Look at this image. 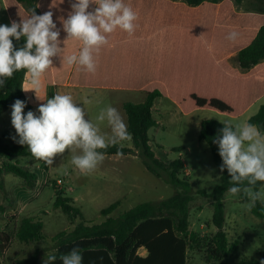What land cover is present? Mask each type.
Masks as SVG:
<instances>
[{
	"label": "trees",
	"instance_id": "16d2710c",
	"mask_svg": "<svg viewBox=\"0 0 264 264\" xmlns=\"http://www.w3.org/2000/svg\"><path fill=\"white\" fill-rule=\"evenodd\" d=\"M14 1L16 7L27 15L32 9H35L38 15L52 11L53 20L60 29L61 41L66 38L61 19L67 18L71 11L72 0H43L44 6L40 5V0ZM170 1L197 7L198 11L212 12L213 17L208 20L206 28L195 29L193 32L177 31L176 35L170 34L174 36L171 38L172 44L165 49L167 41L165 38L160 42L150 41L167 34H146L144 23L147 18L137 15L133 34L129 35L117 29L108 36V45L103 46L95 55L97 68L94 74L75 65L69 76L72 66L63 63L59 57L54 58L52 67L46 71L49 81L57 84H64L68 80L69 85L74 87L120 89L144 93L145 99L142 103L123 104L134 149L118 144L101 151L105 152V156L117 155L118 149L123 155H137L151 174L165 179L175 189V194L171 198L157 203L139 204L118 218L111 216L120 205V202H116L101 211V215L106 217L104 222L92 225L84 220L81 210L73 205V199L64 197L62 192H56L55 208L61 209L72 224H75L78 218H81V222L74 230L63 231L52 237V241L56 244L53 254L57 256L55 264H61L60 255L68 253L74 247L81 250L83 264H187L190 245H198L197 235L189 231L191 203L194 201V196L191 193L190 178L181 177L185 170L184 162L181 159L164 162L153 150L149 131L158 126L154 116L155 102L158 98L176 93V80L181 74L187 76L190 72L198 73L200 75L198 78L203 83L204 72L211 74L212 66L214 73L211 85L207 84V90H203L201 86L185 93L189 94L187 99L193 102L197 109L210 108L236 117L246 112L252 103L264 95V72L249 79L239 78L236 75L232 78L224 73L225 45L231 46L233 43L234 50L238 51L237 61L244 72L264 64V6L238 15L235 7L241 5L244 0ZM259 1L264 3V0ZM9 13L11 22L13 20L19 22L12 16L10 10ZM232 25H235L234 31L238 33L235 42L227 39L229 33L233 31ZM10 39L13 40L16 49L25 43L23 37L19 41L15 38ZM114 43L116 44L112 47ZM61 47H64L63 55L67 56L78 54L82 45L79 41L68 40ZM177 47L179 50L183 49V54L179 53L178 57L173 52ZM176 57L179 60L176 61ZM164 59H168V62ZM149 62L171 65L172 75L166 77L167 86L157 84L151 76L144 79L131 74H135L134 72L129 71L127 74L123 70L125 68L130 70L131 67L139 68ZM111 73L117 76H111ZM26 75L24 70L17 71L12 78L6 80L3 87H0V115L11 109L17 99L26 102L25 109H31L30 101L23 90ZM209 87L213 88L212 92L209 91ZM201 94L227 95L205 97ZM238 108L241 113L235 115ZM248 123L255 125L264 134V105L248 120ZM223 126L221 122L206 120L202 122L199 134L200 141H204L209 146L219 171L223 161L219 155L218 145L213 141L221 134ZM180 150L182 149H178ZM24 158L33 163L40 162L31 155L26 145L18 142L8 145L0 138V191L8 201L7 205L0 204L2 215L8 210L17 208L13 191L9 192L7 187L8 175L20 179L19 185L29 190H34L37 186V174L20 165L19 159ZM12 159L17 161L15 163L7 161ZM220 174L219 182L211 193L206 190H200L198 193L204 198L211 199L214 208L212 223L217 232L207 246V259L218 264H229L227 258L237 251L236 244L230 245L225 231L227 218L224 198L232 184L226 169L220 171ZM262 185L263 183L258 182L256 190L259 191ZM252 213L264 218V206L260 201H257L256 206L252 208ZM11 219L17 220L14 236L19 242L32 244L46 240L44 224L41 221L24 216L20 218L13 216ZM13 238L8 231L0 232V264L4 263V255ZM142 249L146 251V256L140 255ZM262 261L264 255L260 260H241L234 264H261ZM17 264H42L40 253L37 251L30 257L18 260Z\"/></svg>",
	"mask_w": 264,
	"mask_h": 264
},
{
	"label": "rangeland",
	"instance_id": "374dc122",
	"mask_svg": "<svg viewBox=\"0 0 264 264\" xmlns=\"http://www.w3.org/2000/svg\"><path fill=\"white\" fill-rule=\"evenodd\" d=\"M40 1V5L44 6L43 0ZM262 6H264V3L259 0H244L241 5L235 8L238 12L245 14ZM9 10L19 22L29 16L16 7L14 0H0V25H11ZM172 37L174 36L160 35L150 42L155 40L160 42L165 38L167 40L165 45H171ZM173 52L178 57L179 53L183 54V49L179 50L177 47ZM177 57L176 61L179 60ZM164 61L168 62V59H164ZM211 69V74L204 72L203 83L200 82L198 73L193 74L190 72L187 76L181 74L176 80V93L168 94V96L156 100L154 116L158 126L149 131L156 156L167 163L181 159L185 164V170L181 177L190 178L194 201L191 203L189 231L197 235L196 243L198 245H190L187 264H218L207 259V246L217 232L212 223L213 203L211 199L200 196L198 192L206 190L211 193L218 184L221 174L213 161L209 146L199 139L201 124L206 120L218 122L230 120L233 124L247 123L245 121L246 115L264 105V99H262L252 110L249 109L242 114H240L238 108L235 115H240L236 117L210 108L197 109L195 104L187 99L189 94L185 93L201 86L203 90H207V84L211 85L214 73L213 66ZM27 79L29 80V76H27ZM45 86L41 77L43 90ZM212 89L209 87V91L212 92ZM27 90L29 94H33L28 86ZM59 93L71 95L76 103L84 107L87 113L86 118L97 124L101 133L105 135H110L107 121L97 120L102 109L109 105L117 108L127 125V115L122 108V104L126 102L138 104L145 99V94L142 92L90 87L61 86ZM201 95L214 97L227 94ZM4 143L12 145L15 142L6 133ZM119 145L134 149L132 139L122 141ZM178 149L182 150L178 151ZM71 155V153H66L55 158L50 174L52 185L46 187L43 193L39 195L40 197L38 196V199L26 211V214L37 215L38 218L36 219L44 224L45 241L29 245L19 242L14 236L17 220L11 219L13 216L8 214L9 210L6 211L5 215L0 213V232L8 231L14 237L5 253L6 255H4L3 264H17L16 258H27L37 251H40L41 262L45 264L47 258L55 254L56 244L52 241V237L63 231L74 230L75 226L81 222V218H78L76 223L72 224L61 209L55 208L56 192H62L64 197L73 199V205L81 210L84 220L91 225L104 222L106 217L101 215V211L116 202H120V205L111 215L114 218L120 217L139 204L157 203L169 199L175 194V189L165 179L157 178L151 174L142 160L135 154L123 155L122 157L118 155L105 156L104 162L89 174L80 173L71 164ZM7 161L10 163L16 162L15 159ZM19 162L24 168H32L31 163L33 162L29 159H19ZM6 178L8 190L9 192L13 191L17 202L16 189L22 187L19 185L20 179L13 175H8ZM15 178L18 181H15ZM58 180H62L61 185L58 184ZM36 188L30 191H35ZM259 191L264 192V183ZM8 196L11 197L9 193ZM7 202L0 191V204L7 205ZM247 203L248 199L243 192L238 195H232L228 192L224 198L227 218L225 231L230 245L236 244L237 246V251L226 260L229 264L241 260H260L264 255V218L255 216L252 213V208L247 209L245 207ZM262 205L264 206V203ZM139 253L142 256L146 255V251L143 249Z\"/></svg>",
	"mask_w": 264,
	"mask_h": 264
},
{
	"label": "clouds",
	"instance_id": "9594fccd",
	"mask_svg": "<svg viewBox=\"0 0 264 264\" xmlns=\"http://www.w3.org/2000/svg\"><path fill=\"white\" fill-rule=\"evenodd\" d=\"M95 5L93 8L92 6ZM71 11L62 18L66 38L61 41L60 29L53 20V12L36 14L30 11L27 19L13 20L11 25H0V87L17 71L24 70L29 76L30 90L37 93L41 77L53 65L54 58H61L68 66L79 65L88 73H95V55L108 45V36L117 29L133 34L137 14L124 0H72ZM91 9V10H90ZM25 38V43L16 49L13 40ZM236 31L227 39L235 41ZM79 41L82 47L78 54L63 55L65 41ZM28 91V90H25ZM42 103L37 112L24 114L26 102L15 100L11 106V124L21 145H27L31 155L48 166L55 158L71 153V164L82 174L94 172L105 160L110 146L130 141L131 133L119 110L111 105L100 111L98 121H107L110 135L102 134L97 124L87 119V113L69 94L57 93ZM221 134L213 141L218 145L223 163L220 171L227 170L232 186V195L243 192L247 209L264 203V192L256 190L258 182L264 183V134L251 123L233 124L221 122ZM15 139V137L13 138ZM118 156L123 152L118 149ZM57 256L51 255L45 264H55ZM61 264H83V255L78 247L59 257ZM264 264V261L261 262Z\"/></svg>",
	"mask_w": 264,
	"mask_h": 264
},
{
	"label": "crops",
	"instance_id": "0c3cea01",
	"mask_svg": "<svg viewBox=\"0 0 264 264\" xmlns=\"http://www.w3.org/2000/svg\"><path fill=\"white\" fill-rule=\"evenodd\" d=\"M124 3L130 6L133 9V11L136 12L137 15L145 16V18H147V21H145L144 23L145 25L144 31L146 34H152V35H155V34L170 35V34H175L177 31L182 32L184 30H187L188 32L189 31L193 32V30L195 29L206 28L208 20L211 19V17H213L212 12L198 11L197 7L196 8L189 7L185 3L173 2L170 0H124ZM235 12L238 15L242 14L238 12L236 8H235ZM231 28L234 31L235 25H232ZM145 39L146 37H144V40ZM115 44L116 43H114L112 47H114ZM227 44H230V43H227ZM169 46L170 45H166L165 49H167ZM225 46H226L225 47L226 50H224V53H225L224 61L226 64L225 69H224L225 75H228L229 77H232V78H234L236 75L239 78L249 79L250 77L256 74H261L264 72V64L252 69L249 72H244L240 68L239 63L237 61L238 51L234 50L233 48L234 43L233 45L231 44V46L230 45H225ZM74 66L75 65L72 66L69 76H71ZM129 69L130 70L125 68L123 70L127 74H129V71L134 72L135 74L133 73L131 74L134 76L142 77L144 79L151 76L154 82H157V84H160L163 86H167L166 77H171L172 75L171 65H165L162 63L149 62V63L142 64L141 66H139V68L131 67ZM27 76L28 75H26L25 82L23 85V90H24L26 97L30 101V104L32 107L31 109H24L25 115L30 110L35 112L37 115H39V113L37 112V109L42 103L45 102L43 100L51 98L55 94L59 93V88H61V86L74 87V86L69 85L68 80L64 84H57L54 81L50 82L49 77L45 72L42 76L43 82L46 85L45 89L43 90V88L40 87L39 91L36 93L35 90H30L32 88V85L29 83ZM111 76H117V75L115 73H111ZM27 86H28V89L33 94H29L28 91H25L27 90ZM116 90L120 91V89H116ZM262 99H264V95L260 97L257 101L252 103L248 107L247 110L249 109L252 110L255 107V105L259 103L260 100ZM261 106L255 109V111H252L246 115L245 121L247 123H248V120L252 116L257 114ZM122 108H123V104H122ZM11 112H12V108L5 111L2 115H0V138L4 141L6 139V133H8L10 137L12 138L13 142H17L19 140V137L17 136L16 131L11 124ZM14 137L15 139H13ZM31 165H32L31 169L33 170V172L38 174L39 179L37 183V188L35 191H30L24 187L23 188L17 187L16 189L17 208L14 210H9L8 214L10 216H17V217L19 216L32 217L35 220H38L36 219L38 218L36 217L37 215L32 216V215L26 214V211L29 209L32 203L38 199V196L43 193L45 188L52 185L51 179H50L52 166L51 167L48 166L43 161L40 163H31ZM14 180L18 181L16 180V178ZM43 214H46V213H43ZM26 245H29V244H26ZM38 252L40 253V251ZM40 257H41V253H40ZM21 259H24V258H16V261L21 260Z\"/></svg>",
	"mask_w": 264,
	"mask_h": 264
},
{
	"label": "built area",
	"instance_id": "2783aa9c",
	"mask_svg": "<svg viewBox=\"0 0 264 264\" xmlns=\"http://www.w3.org/2000/svg\"><path fill=\"white\" fill-rule=\"evenodd\" d=\"M58 184L61 185L62 184V180H58Z\"/></svg>",
	"mask_w": 264,
	"mask_h": 264
}]
</instances>
